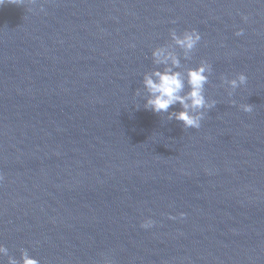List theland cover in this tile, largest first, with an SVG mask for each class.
Instances as JSON below:
<instances>
[{"label":"water","instance_id":"1","mask_svg":"<svg viewBox=\"0 0 264 264\" xmlns=\"http://www.w3.org/2000/svg\"><path fill=\"white\" fill-rule=\"evenodd\" d=\"M191 29L186 54L169 33ZM156 47L211 65L199 129L144 107ZM0 244V264H264V0H4Z\"/></svg>","mask_w":264,"mask_h":264},{"label":"clouds","instance_id":"2","mask_svg":"<svg viewBox=\"0 0 264 264\" xmlns=\"http://www.w3.org/2000/svg\"><path fill=\"white\" fill-rule=\"evenodd\" d=\"M3 3L4 0H0V5ZM242 34L243 29H238L235 33L237 36ZM169 35L174 44L186 54L191 53L201 40V35L196 29L184 30L181 34L170 30ZM152 57L154 63L164 64L165 68L162 71L153 70L151 73L144 74L142 84L147 93L144 107L154 113H163L168 112L170 106L178 103L180 110L170 113L169 119L181 122L185 129H199L207 111L214 108L217 103L216 100L205 96V85L208 83L211 65L202 60L195 67H189L184 72L174 70L180 67V60L166 47L152 49ZM246 81L247 77L242 72L237 73L234 78H222L223 85H227L228 96H231L233 91L244 85ZM186 85L187 90H185ZM239 107L244 112L252 111V105L248 103L240 104ZM153 223V220L146 219L141 223V227L148 228ZM7 251L0 244V255L6 254ZM8 264H40V262L30 256L27 250H22L19 261L9 257ZM105 264L108 262L106 261Z\"/></svg>","mask_w":264,"mask_h":264}]
</instances>
